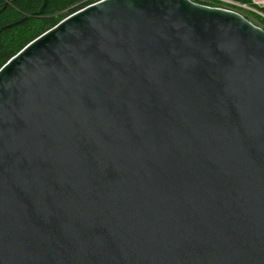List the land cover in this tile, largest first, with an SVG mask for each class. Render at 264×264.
<instances>
[{"label":"water","instance_id":"obj_1","mask_svg":"<svg viewBox=\"0 0 264 264\" xmlns=\"http://www.w3.org/2000/svg\"><path fill=\"white\" fill-rule=\"evenodd\" d=\"M0 264H264V28L100 0L5 63Z\"/></svg>","mask_w":264,"mask_h":264},{"label":"trees","instance_id":"obj_2","mask_svg":"<svg viewBox=\"0 0 264 264\" xmlns=\"http://www.w3.org/2000/svg\"><path fill=\"white\" fill-rule=\"evenodd\" d=\"M98 1L100 0H47L42 13L37 15L43 0H17L13 4H9V0H0V68L27 44L63 19ZM231 1L251 6L264 15V7L258 8L250 0ZM194 2L199 3L196 0ZM260 19L264 26V18Z\"/></svg>","mask_w":264,"mask_h":264},{"label":"rangeland","instance_id":"obj_3","mask_svg":"<svg viewBox=\"0 0 264 264\" xmlns=\"http://www.w3.org/2000/svg\"><path fill=\"white\" fill-rule=\"evenodd\" d=\"M196 1L199 2L198 4L204 3V4H208L205 6L210 5V7H216V8L228 7L229 10L240 13L244 17H249V19H251V21H253V23H255L257 26L264 28V26L260 23L262 21L260 18H264V15L260 11H257V9L251 6L242 5L239 3L238 5H227L226 4L225 6V3L219 0L218 1L217 0H196ZM250 1L258 8L264 7V0H250Z\"/></svg>","mask_w":264,"mask_h":264},{"label":"built area","instance_id":"obj_4","mask_svg":"<svg viewBox=\"0 0 264 264\" xmlns=\"http://www.w3.org/2000/svg\"><path fill=\"white\" fill-rule=\"evenodd\" d=\"M218 1V0H217ZM221 2H224L225 3V6L226 4L227 5H238V3L234 2V1H231V0H219ZM220 3V2H219ZM217 5V4H216ZM221 9H225V10H229L228 7H222ZM231 11V10H230ZM235 12V11H234Z\"/></svg>","mask_w":264,"mask_h":264}]
</instances>
